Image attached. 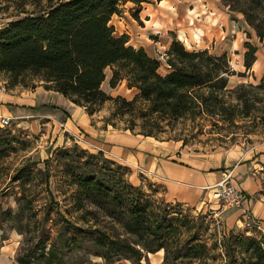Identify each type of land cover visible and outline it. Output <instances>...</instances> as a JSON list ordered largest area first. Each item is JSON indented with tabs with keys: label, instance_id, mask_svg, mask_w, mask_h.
Segmentation results:
<instances>
[{
	"label": "rangeland",
	"instance_id": "rangeland-1",
	"mask_svg": "<svg viewBox=\"0 0 264 264\" xmlns=\"http://www.w3.org/2000/svg\"><path fill=\"white\" fill-rule=\"evenodd\" d=\"M12 14L10 9L0 15V27L13 20L10 17ZM239 14L230 12L221 0H150L138 12L132 4H125L120 13L111 19L110 26L114 29V36L128 37L129 46L142 42L151 52L150 57L160 62L159 74L162 76L170 71L165 55L173 40L187 52L206 50L210 55L225 54L233 74L228 76L227 89L230 90L240 84L256 85L264 76L252 81L244 67V60L240 62L242 53L247 52L246 44L256 51H263L264 47L253 41L254 30ZM133 15H137L138 19ZM196 28L201 30L200 44L193 41ZM184 39L190 41L189 48L185 47ZM168 42V49L163 52ZM0 79H6L5 74H0ZM25 84L30 88L43 83L30 78ZM116 87H119L116 97L128 102H132L138 94L135 88L127 87L125 80ZM146 108L141 101L130 107L107 101L92 106L91 117L93 125L100 129L113 128L142 136L149 134L148 137L157 141H174L197 153L247 149L264 143V127L241 125L232 128L221 123L214 126L209 120L192 121L189 118L170 120L159 114L146 116ZM34 139L37 140L14 124L0 128V230L4 243L10 248L9 255L15 262L17 256L26 252L46 254L49 250H58L62 242H67L62 264H137L131 259L130 248H136L134 239L119 223L104 215V203H100L99 209L90 207L95 218L86 215L82 209L76 211L74 208L72 195L75 183L92 177L104 179L112 189V196L123 192L122 187L126 188L124 192L137 189L143 200L166 210L165 220L175 231L167 239L168 261L163 262L165 253L162 250L159 264H227L226 251L232 244L231 235L256 238L264 235L263 230L250 223L243 224V232L235 233L213 211L166 203L162 186L136 173L135 169L130 172L129 168L98 152L85 151L77 144L59 149L45 161H31L29 153L35 147ZM256 175L261 185L258 195L264 201V166L258 169ZM109 208L119 212L117 206ZM189 244H201L205 246V251L198 252L197 258L186 259L180 255L179 247L185 250ZM141 252L143 258L139 264H157V252ZM103 253H107L108 257H101ZM233 256L237 259L235 254Z\"/></svg>",
	"mask_w": 264,
	"mask_h": 264
},
{
	"label": "trees",
	"instance_id": "trees-1",
	"mask_svg": "<svg viewBox=\"0 0 264 264\" xmlns=\"http://www.w3.org/2000/svg\"><path fill=\"white\" fill-rule=\"evenodd\" d=\"M149 1L45 0L43 4V0H0V15L13 11L10 16L13 20L0 28V74H5L6 86L26 87L27 79H37L44 89L59 92L84 107L89 116L93 114L92 106L107 101L124 107L141 101L147 107L146 116L209 120L214 126L221 123L232 128L264 127V76L256 85L240 84L229 90L228 76L233 74L225 54L210 55L206 50L187 52L176 40L165 55L170 71L162 76L158 60L149 57L142 48L129 46L126 35L114 36L110 21L120 13V8L130 3L138 12ZM221 3L230 12L241 13L258 39L264 41V0H221ZM133 17L138 19L137 15ZM245 47L244 67L248 71L255 62L256 49L250 44ZM106 68L112 72L111 88L125 80L129 89L138 91L132 102L112 98L102 91ZM123 189L112 196V189L104 179H79L72 195L74 208L95 218L90 207L99 209L100 203H104V215L119 223L134 239L136 248H130L132 262L139 264L142 250L147 253L163 250L166 263L167 239L175 231L165 220L166 210L143 200L137 189L127 192ZM112 205L119 212L111 210ZM229 238L232 244H228L226 251L227 264H264V235ZM66 247L67 242H62L58 250L46 254L29 251L17 256L16 263L62 264ZM179 248L186 259L197 258L198 252L205 251L201 244H189L185 250ZM107 255L103 253L101 257Z\"/></svg>",
	"mask_w": 264,
	"mask_h": 264
},
{
	"label": "crops",
	"instance_id": "crops-1",
	"mask_svg": "<svg viewBox=\"0 0 264 264\" xmlns=\"http://www.w3.org/2000/svg\"><path fill=\"white\" fill-rule=\"evenodd\" d=\"M198 30L196 28L193 34V41L200 44L202 36L201 30ZM255 40L264 47V41H260L254 33ZM184 41L187 44L185 47L189 48L190 41ZM168 45L169 42L167 48L163 46V52L168 49ZM131 46L142 48L149 57L152 56L142 42ZM255 57V62L248 70L252 81L259 80L264 74V48L263 51L257 50ZM241 60H244V53L240 56ZM111 76V69L106 68L101 89L106 95L116 97L119 87H110ZM2 82H6V79H0ZM0 116L10 118L11 124L37 139H34L35 147L29 153L31 161H45L59 149L77 144L85 151L101 153L129 168L130 172L135 169L136 173L162 186L166 203L213 211L235 233L243 232V224L249 223L264 231V201L258 195L261 185L256 175L258 169L264 166V143L247 149L197 153L174 141L160 142L129 131L100 129L93 125L92 117L84 107L42 86L32 89L6 86L5 92L0 91ZM228 176V181L243 192L241 207H221L212 199L210 191L206 190ZM4 240L0 230V264H17L10 257V248ZM161 255L160 251L157 252V264L160 263Z\"/></svg>",
	"mask_w": 264,
	"mask_h": 264
},
{
	"label": "built area",
	"instance_id": "built-area-1",
	"mask_svg": "<svg viewBox=\"0 0 264 264\" xmlns=\"http://www.w3.org/2000/svg\"><path fill=\"white\" fill-rule=\"evenodd\" d=\"M0 91H6V82L0 83ZM11 123L10 118L0 116V128L9 127ZM229 177L206 190L210 191L212 199L223 207H241L244 199L243 192L228 181Z\"/></svg>",
	"mask_w": 264,
	"mask_h": 264
}]
</instances>
